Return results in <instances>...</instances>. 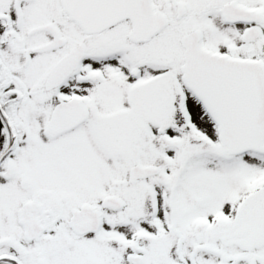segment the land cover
Wrapping results in <instances>:
<instances>
[{
	"label": "snow or ice",
	"instance_id": "obj_1",
	"mask_svg": "<svg viewBox=\"0 0 264 264\" xmlns=\"http://www.w3.org/2000/svg\"><path fill=\"white\" fill-rule=\"evenodd\" d=\"M0 264H264V0H0Z\"/></svg>",
	"mask_w": 264,
	"mask_h": 264
}]
</instances>
